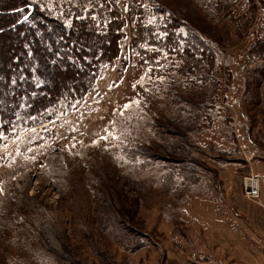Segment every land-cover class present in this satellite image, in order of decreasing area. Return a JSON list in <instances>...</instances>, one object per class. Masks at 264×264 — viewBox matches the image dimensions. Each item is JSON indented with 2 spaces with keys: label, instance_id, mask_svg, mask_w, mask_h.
I'll use <instances>...</instances> for the list:
<instances>
[{
  "label": "rangeland",
  "instance_id": "1",
  "mask_svg": "<svg viewBox=\"0 0 264 264\" xmlns=\"http://www.w3.org/2000/svg\"><path fill=\"white\" fill-rule=\"evenodd\" d=\"M32 1L68 27L80 19L104 31L116 12L129 21L122 57L93 93L54 107L34 126L20 116L2 136L0 264H264V56L250 54L264 11L239 37L235 21L250 0L230 9L228 0ZM132 6L144 10L134 22ZM169 14L215 50L214 64L199 55L193 74L184 41L169 45L154 29L152 42L147 29ZM140 21L146 40L136 47ZM156 123L172 124L196 147V170L134 155L139 147L168 148ZM252 177L260 181L258 202L244 194ZM113 195L129 209V227L147 236L136 252L120 242L118 227L101 222Z\"/></svg>",
  "mask_w": 264,
  "mask_h": 264
},
{
  "label": "trees",
  "instance_id": "2",
  "mask_svg": "<svg viewBox=\"0 0 264 264\" xmlns=\"http://www.w3.org/2000/svg\"><path fill=\"white\" fill-rule=\"evenodd\" d=\"M237 1L228 0L226 8L230 9ZM250 4L249 11L235 21V32L239 37L255 24L259 9L264 11V2L261 8L252 0ZM157 10L165 12L162 8ZM136 14H144V10L132 6L129 15L131 22H134ZM114 16L116 19L104 31L80 19L73 20L71 27H68L49 9L32 0H0V141L2 136L12 132L20 116L30 119L26 126H34L50 120V111L54 107L69 100L82 101L93 93L104 69L115 66L122 57L120 43L125 39L123 30L129 19L117 12ZM182 27L188 30L185 36L178 33ZM144 28L140 21L133 41L136 47L146 40ZM154 29L159 34H167L169 45L177 46L179 42H185L186 67L190 71L202 63L197 58L199 55L209 58L208 61L212 60L214 64L217 57L215 50L196 31L179 23L172 14L160 18L157 26L147 29L152 42L154 37L158 38V35H152ZM260 30V36L250 50V54L259 57L264 56V19ZM127 64L128 61L124 60L122 69ZM228 77L231 82L230 72ZM13 80L16 82L13 83ZM161 124L156 123L154 127L163 140L171 141L168 148L160 145L139 147L133 149L134 155L183 168L188 164L186 168L196 170L195 166L199 167V164L192 154V150L197 151L196 147L187 141L184 134L177 133L172 124ZM171 136L176 139L169 140ZM185 148L190 151L184 152ZM172 171L177 173V167ZM178 172L182 178L192 176L185 177L183 171ZM103 202L105 204L99 210L101 222L106 226L118 227L123 246L130 252L145 246L140 238L147 239V236L129 227L131 214L124 201L114 196Z\"/></svg>",
  "mask_w": 264,
  "mask_h": 264
},
{
  "label": "built area",
  "instance_id": "3",
  "mask_svg": "<svg viewBox=\"0 0 264 264\" xmlns=\"http://www.w3.org/2000/svg\"><path fill=\"white\" fill-rule=\"evenodd\" d=\"M245 197L251 201L258 202L261 199V186L257 177L246 178L244 182Z\"/></svg>",
  "mask_w": 264,
  "mask_h": 264
},
{
  "label": "snow or ice",
  "instance_id": "4",
  "mask_svg": "<svg viewBox=\"0 0 264 264\" xmlns=\"http://www.w3.org/2000/svg\"><path fill=\"white\" fill-rule=\"evenodd\" d=\"M24 19L25 20H27L28 19V17L27 16H25L24 17ZM151 22V21H150ZM181 31H183V30H181ZM149 71H151V69H149ZM13 83H15L16 81L15 80H13L12 81ZM140 83H143V80L142 81H140ZM37 86H39V84H37ZM135 104L137 105V106H139V104H140V101H135ZM128 107H131V105H125V108H128ZM108 136H111L113 139H118V137H115V136H113V134L111 133V132H109L108 133ZM108 136H105V137H101V139H107L108 138ZM0 191H3V189L2 188H0Z\"/></svg>",
  "mask_w": 264,
  "mask_h": 264
}]
</instances>
